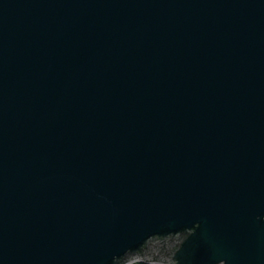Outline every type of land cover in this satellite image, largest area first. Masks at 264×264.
I'll list each match as a JSON object with an SVG mask.
<instances>
[{
    "label": "water",
    "instance_id": "water-1",
    "mask_svg": "<svg viewBox=\"0 0 264 264\" xmlns=\"http://www.w3.org/2000/svg\"><path fill=\"white\" fill-rule=\"evenodd\" d=\"M134 261L264 264V0H0V264Z\"/></svg>",
    "mask_w": 264,
    "mask_h": 264
},
{
    "label": "flooded vegetation",
    "instance_id": "flooded-vegetation-1",
    "mask_svg": "<svg viewBox=\"0 0 264 264\" xmlns=\"http://www.w3.org/2000/svg\"><path fill=\"white\" fill-rule=\"evenodd\" d=\"M157 238H152L150 244H149V248H148V251H153L154 250V246L153 245H156V244H153V242L156 240Z\"/></svg>",
    "mask_w": 264,
    "mask_h": 264
},
{
    "label": "trees",
    "instance_id": "trees-1",
    "mask_svg": "<svg viewBox=\"0 0 264 264\" xmlns=\"http://www.w3.org/2000/svg\"><path fill=\"white\" fill-rule=\"evenodd\" d=\"M131 264H160V263H148V262H143V261H134Z\"/></svg>",
    "mask_w": 264,
    "mask_h": 264
},
{
    "label": "bare ground",
    "instance_id": "bare-ground-1",
    "mask_svg": "<svg viewBox=\"0 0 264 264\" xmlns=\"http://www.w3.org/2000/svg\"><path fill=\"white\" fill-rule=\"evenodd\" d=\"M133 263V262H132Z\"/></svg>",
    "mask_w": 264,
    "mask_h": 264
}]
</instances>
